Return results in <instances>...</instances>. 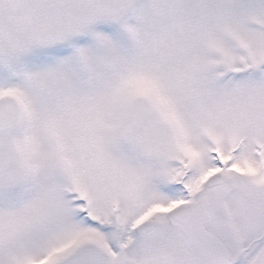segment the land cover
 <instances>
[{
    "label": "snow or ice",
    "instance_id": "6c2138e0",
    "mask_svg": "<svg viewBox=\"0 0 264 264\" xmlns=\"http://www.w3.org/2000/svg\"><path fill=\"white\" fill-rule=\"evenodd\" d=\"M0 264H264V0H0Z\"/></svg>",
    "mask_w": 264,
    "mask_h": 264
}]
</instances>
